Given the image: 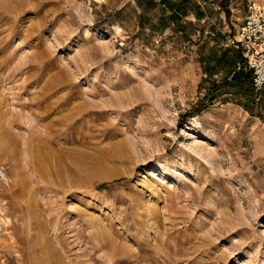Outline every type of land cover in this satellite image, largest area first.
Instances as JSON below:
<instances>
[{
	"label": "rangeland",
	"instance_id": "obj_1",
	"mask_svg": "<svg viewBox=\"0 0 264 264\" xmlns=\"http://www.w3.org/2000/svg\"><path fill=\"white\" fill-rule=\"evenodd\" d=\"M248 4L0 0V264H264Z\"/></svg>",
	"mask_w": 264,
	"mask_h": 264
},
{
	"label": "built area",
	"instance_id": "obj_2",
	"mask_svg": "<svg viewBox=\"0 0 264 264\" xmlns=\"http://www.w3.org/2000/svg\"><path fill=\"white\" fill-rule=\"evenodd\" d=\"M249 4L238 29L237 45L243 60L238 68L251 71L254 87L264 91V6L259 0H248ZM0 179L8 182V175L0 168Z\"/></svg>",
	"mask_w": 264,
	"mask_h": 264
},
{
	"label": "trees",
	"instance_id": "obj_3",
	"mask_svg": "<svg viewBox=\"0 0 264 264\" xmlns=\"http://www.w3.org/2000/svg\"><path fill=\"white\" fill-rule=\"evenodd\" d=\"M179 2V1H178ZM176 4L175 8L173 9V20L174 22L179 19V15H182L180 12L181 9H183L182 12H186V9L184 6H180L179 4ZM180 6V7H178ZM178 7V8H177ZM239 54H240V59L238 61H235L234 59L236 58V55H232V57L228 60V65H231V68L235 67L237 65V70L229 79V77H225V79L221 83H215L212 87V89L209 90V92L205 95L204 99L201 101V104H204L207 100H210L211 103L214 102L222 92L225 90H233V94L236 93V91L241 90L245 87L246 93L252 94V89L254 88V83H253V76L251 71L245 69L244 67L238 68V62L243 60L242 52L239 49ZM216 59L220 60V56L215 57ZM236 64V65H235ZM230 74V76H231ZM110 183H105L101 187H106Z\"/></svg>",
	"mask_w": 264,
	"mask_h": 264
},
{
	"label": "bare ground",
	"instance_id": "obj_4",
	"mask_svg": "<svg viewBox=\"0 0 264 264\" xmlns=\"http://www.w3.org/2000/svg\"><path fill=\"white\" fill-rule=\"evenodd\" d=\"M88 33V32H87Z\"/></svg>",
	"mask_w": 264,
	"mask_h": 264
}]
</instances>
